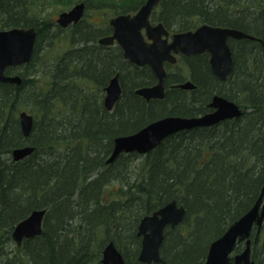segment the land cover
<instances>
[{"label":"trees","instance_id":"16d2710c","mask_svg":"<svg viewBox=\"0 0 264 264\" xmlns=\"http://www.w3.org/2000/svg\"><path fill=\"white\" fill-rule=\"evenodd\" d=\"M79 1L99 9L104 22L85 23L89 30L83 29L84 22L76 25L64 36L73 42L71 48L38 74L34 67L42 41L51 44L64 31L46 7L60 12ZM144 2L0 0V29L38 30L30 65L8 69L22 75V84L0 82V156L10 157L0 165V264H103L102 252L110 241L127 264H146L138 260L139 222L174 199L187 215L181 225L166 229L163 262L151 264H204L212 241L259 199L264 183L263 43L231 39L235 67L226 80L210 71L206 54L181 57L177 71L167 67L166 97L146 101L135 90L156 82L151 68L131 63L119 46L98 44L109 33L110 17L134 13ZM153 18L171 31L208 23L264 40V0H161ZM116 73L123 94L109 111L103 107L104 88ZM188 79L196 89L175 87ZM216 93L238 102L244 114L175 133L147 154L123 153L105 163L116 136L163 115L204 114ZM26 94L35 98V116H40L28 137L16 116ZM26 143L36 150L15 161L13 148ZM118 162L123 171L114 169ZM43 208L42 233L19 246L12 236L15 225ZM245 246L238 244L236 253ZM251 256L264 264V235L252 242Z\"/></svg>","mask_w":264,"mask_h":264},{"label":"water","instance_id":"95a60500","mask_svg":"<svg viewBox=\"0 0 264 264\" xmlns=\"http://www.w3.org/2000/svg\"><path fill=\"white\" fill-rule=\"evenodd\" d=\"M159 2L160 0H146L136 13H121L111 18L112 34L99 40V43L105 45L117 42L126 59L137 66H150L157 82L135 90L136 94L147 101L165 98L167 77L165 62L175 63L177 54L192 55L209 52L213 72L221 79H226L234 68L233 51L228 39L255 38L254 35L238 28L204 23L196 29L173 33L169 41V30L164 24L162 22L152 24L150 21L152 11ZM85 11V2L80 1L71 9L60 12L57 20L61 26L67 27L79 22ZM145 35L151 42L146 40ZM37 39L38 30L34 26L0 29V82L17 85L23 82L20 74H8L7 71L11 67H20L31 62ZM177 86L184 89L196 87L192 80H186ZM105 90L104 104L106 109L111 111L123 92L119 73L110 79ZM210 106L213 110L201 116L168 115L149 122L136 132L118 135L114 139L113 151L107 162H113L123 152L146 154L163 143L166 138L181 130L214 126L243 114L238 103L219 94L214 95ZM19 120L23 134L29 136L34 127V115L23 110L19 114ZM35 149L36 147L32 145L15 147L12 150L13 159L16 161L23 159L31 155ZM186 211L183 205L172 200L142 217L138 226V235L142 237L138 260L146 264L163 261L161 246L165 230L168 226L180 225ZM46 212V208L35 209L17 224L13 238L18 245H21L25 238H32L42 233ZM263 223L264 183L256 203L232 222L224 234L212 241L204 264H258L251 257L252 235L256 229L254 241L259 240ZM243 242L246 243L244 250L235 253L237 245ZM102 262L103 264H127L113 241L103 249Z\"/></svg>","mask_w":264,"mask_h":264},{"label":"rangeland","instance_id":"374dc122","mask_svg":"<svg viewBox=\"0 0 264 264\" xmlns=\"http://www.w3.org/2000/svg\"><path fill=\"white\" fill-rule=\"evenodd\" d=\"M46 7V6H44ZM46 12L50 15V18L53 20L54 18L57 17V13L58 12H55L56 11V7H53V6H47L46 7ZM88 20L89 21H92V22H95V23H102L104 22V14L99 10V9H96L94 7H91L89 8V12H88ZM69 32L66 30L64 31L60 37L56 38L55 39V42H53L52 46L51 45H47V43L45 42V40L42 41L41 43V47H40V50L38 52V62H39V65L36 67H34L35 69L37 68L38 69V74L43 73L46 66H48L49 62L52 61V58L53 57H56V56H59L61 54H63L67 49L71 48L72 45H70V41L65 38L64 36L67 35ZM115 48V46H114ZM46 64V65H44ZM181 64L180 62V59L178 60V62L176 63V66L174 65L173 71H177L178 68L177 66H179ZM183 65V64H182ZM184 66V65H183ZM184 68V67H182ZM29 89L30 91L34 92V88L32 87H29L27 88ZM31 94V93H30ZM30 94H26L25 97H24V101L22 102V105H20L21 107L18 108L17 110V113H16V116L18 117L19 119V114L22 110H27L29 113H31L32 115H34L35 119L39 118L38 115L35 116V113L38 114L39 113V109L34 110V106L35 103H34V100L35 99L34 97H31ZM32 99V100H31ZM40 119V118H39ZM5 157V158H4ZM3 159L2 160L3 162L6 161L8 162L10 160V157L9 155H4ZM25 158L23 159H20V160H24ZM19 161V160H18ZM263 233H261L260 235V239L261 237H263Z\"/></svg>","mask_w":264,"mask_h":264},{"label":"flooded vegetation","instance_id":"af4514ba","mask_svg":"<svg viewBox=\"0 0 264 264\" xmlns=\"http://www.w3.org/2000/svg\"><path fill=\"white\" fill-rule=\"evenodd\" d=\"M146 1V0H145ZM161 1V0H160ZM145 3V2H144ZM143 3V4H144ZM86 4V3H85ZM159 4H160V2H159ZM158 4V5H159ZM157 5V6H158ZM74 6V5H73ZM156 6V7H157ZM155 7V8H156ZM155 8H154V10L152 11V14H151V16H150V21H151V23L152 24H157V23H159V21H156V20H154V18H153V13H154V11H155ZM68 9H70V8H68ZM68 9H66V10H68ZM63 11H65V10H63ZM60 12H62V11H60ZM60 12H58L57 13V17L56 18H54L53 19V21L55 22V23H57L58 25H60V23L58 22V17H59V14H60ZM88 12H89V8H87V5H86V11H85V14H84V16L81 18V20H79V22H77V23H73V24H71V25H69V26H67V27H63V26H61L60 25V27L61 28H63L64 29V31H68L69 33L72 31V29L74 28V27H76V25H78L79 23H81V22H84V24H83V29L84 30H89V28L90 29H92V27H88V26H86V24L87 25H90V24H92L91 22L92 21H89L88 20ZM132 14V13H131ZM117 15H119V14H117ZM117 15H113L112 17H110V19H109V26H110V30H109V33L108 34H105V35H102L101 37H99V39H98V44L99 45H101V46H106V47H114V46H119L118 45V43L117 42H115V43H113V44H111V45H105V44H101V43H99V40H100V38H102V37H104V36H107V35H111L112 34V32H113V27H112V25L110 24V20H111V18H113V17H115V16H117ZM86 23V24H85ZM93 23H95V22H93ZM165 26V25H164ZM166 27V26H165ZM229 27V26H228ZM93 28H94V26H93ZM167 28V27H166ZM168 29V28H167ZM169 30V29H168ZM189 30H191V29H189ZM63 31V32H64ZM184 31H186V30H184ZM62 32V33H63ZM144 32V34H145V31H143ZM175 32H179V31H171V30H169V36H168V39H169V41H171V39H172V36H173V33H175ZM61 33V34H62ZM60 37V36H59ZM164 38L166 37L165 35L163 36ZM56 38H58V37H56ZM55 38V39H56ZM145 38H146V40H148V41H150L151 42V40L150 39H148V37H147V35H145ZM55 39L52 41V43L51 44H49V45H51L52 46V44H53V42H55ZM239 40V39H235V38H229L228 39V43H229V45H230V40ZM244 39H246V38H244ZM260 42H262L263 43V45H264V40H262L261 39V41ZM36 45H37V42H36ZM70 45H73V42L71 41L70 42ZM41 47V46H40ZM40 47H39V50H40ZM120 47V46H119ZM36 49V48H35ZM70 49V48H69ZM122 49V48H121ZM233 51V50H232ZM39 52V51H38ZM64 54V53H63ZM63 54H61V55H63ZM124 54V53H123ZM204 54H206L207 55V57H208V64H209V68H210V71L216 76V77H218L219 79H221L219 76H217L214 72H213V70H212V66H211V62H210V53L209 52H203V53H200V54H192V55H204ZM192 55H185V54H183V53H179V54H177L176 56H177V61L175 62V63H170V62H168V61H166L165 62V67H166V70H167V72H168V68H170V69H173V67H174V65H176V63L178 62V60L179 59H181V57H188V56H192ZM60 56V55H59ZM58 56H56V57H53L52 58V61H55V60H57L56 58H57ZM233 58H234V56H233ZM52 61H50L48 64H50ZM31 63V62H30ZM30 63H28V64H25V65H27V66H29L30 65ZM25 65H24V67H25ZM36 65L38 66L39 65V62H38V57H37V59H36ZM44 65H46V64H44ZM21 67H23V66H21ZM168 67V68H167ZM234 67H235V61H234ZM44 68H46V67H44ZM24 70V69H23ZM233 70H234V68H233ZM28 71H29V67L28 68H26L25 69V71L24 72H26V73H28ZM171 71H173V70H171ZM233 72V71H232ZM120 74V73H119ZM230 76V75H229ZM227 79V78H226ZM226 79H221V80H226ZM188 80H190V79H188ZM156 82H157V80H156ZM155 82V83H156ZM154 83V84H155ZM22 84V83H21ZM20 84V85H21ZM196 85V84H195ZM175 87H178V86H175ZM180 88V87H179ZM197 88V85H196V87L194 88V89H196ZM182 89H184V88H182ZM185 90H193V89H185ZM167 91H168V89H167V86H166V94H167ZM105 94H106V90H105V88H104V97H105ZM216 94H219V93H216ZM216 94H214V95H216ZM138 95V94H137ZM213 95V96H214ZM219 95H222V94H219ZM140 96V95H139ZM222 96H224V95H222ZM225 98H227V99H229L228 97H226V96H224ZM143 98V97H142ZM213 98V97H212ZM103 100H104V98H103ZM212 100V99H211ZM211 100H210V102H209V104L211 103ZM229 100H231V99H229ZM147 101V100H146ZM232 101H234V100H232ZM235 102V101H234ZM236 103H238V102H236ZM239 104V103H238ZM240 105V104H239ZM241 106V105H240ZM211 108V107H210ZM241 108H242V110H243V114H244V109H243V107L241 106ZM213 108H211V110H212ZM210 110V111H211ZM242 114V115H243ZM4 157V156H3ZM5 158V157H4ZM1 161H2V159H1ZM1 161H0V165H1ZM103 263V262H102Z\"/></svg>","mask_w":264,"mask_h":264},{"label":"bare ground","instance_id":"6f19581e","mask_svg":"<svg viewBox=\"0 0 264 264\" xmlns=\"http://www.w3.org/2000/svg\"><path fill=\"white\" fill-rule=\"evenodd\" d=\"M253 40H258V41H261V38L260 37H256L255 36V38L253 39ZM232 74V72L229 74V75H231ZM229 75L226 77V78H228L229 77ZM122 89H123V87H122ZM122 94H123V92H122ZM105 98V97H104ZM120 100V99H119ZM118 100V101H119ZM212 101V100H211ZM236 102V101H235ZM103 107L106 109V107H105V104H104V100H103ZM209 107H211L210 106V104H209ZM212 108V107H211ZM107 110V109H106ZM213 110V109H212ZM211 110V111H212ZM27 111V110H26ZM211 111H208V112H211ZM207 113V112H206ZM168 115H174V114H167V115H163V116H161V117H159V118H162V117H164V116H168ZM201 115H203L202 113H200V114H196V115H192V116H187V117H193V116H201ZM184 116V115H183ZM242 116V115H241ZM241 116H239V117H241ZM158 118V119H159ZM235 118H238V117H235ZM235 118H231V119H235ZM231 119H227V120H231ZM36 120V119H35ZM224 121H226V120H224ZM223 122V121H222ZM147 124H149V123H146L145 125H143L141 128H143L144 126H146ZM220 124V123H219ZM218 125V124H217ZM215 126V125H214ZM207 127H212V126H207ZM140 128V129H141ZM196 128H201V127H194V128H190V129H184V130H181L180 132H187V131H189V130H193V129H196ZM138 131V130H137ZM136 132V131H135ZM133 133V132H132ZM117 137V136H116ZM115 137V138H116ZM114 138V139H115ZM1 144L3 145V141H1ZM30 146L31 144H28V143H26V144H22V145H20V146H17V147H25V146ZM114 147V146H113ZM113 151V150H112ZM123 153H125V152H123ZM123 153H121V154H123ZM130 153H132V152H130ZM149 153V152H148ZM111 154H112V152H111ZM110 154V155H111ZM120 154V155H121ZM125 154H128V153H125ZM147 154V153H146ZM110 155L108 156V158L105 160V163L106 164H112V163H114L115 161H116V159L120 156H118L113 162H107V160L109 159V157H110ZM28 157V156H27ZM27 157H25V158H27ZM1 159H3V157L2 156H0V161H1ZM114 167V169L115 170H119V171H123V169H124V165L122 164V163H119L118 162V164H116V165H114L113 166ZM109 187H110V184H109ZM184 206V205H183ZM185 207V206H184ZM186 208V207H185ZM187 210V209H186ZM46 215V214H45ZM186 215H187V211H186ZM186 215H185V217H186ZM45 218V217H44ZM25 219V218H24ZM184 220H185V218H184ZM184 220H183V222H184ZM44 221V220H43ZM182 222V223H183ZM19 223V222H18ZM17 223V224H18ZM17 224L15 225V227H14V229H13V232H14V230H15V228H16V226H17ZM44 225V224H43ZM12 236H13V233H12ZM14 239V238H13ZM15 241V240H14ZM16 242V241H15ZM51 263H53V262H51ZM50 264V263H49Z\"/></svg>","mask_w":264,"mask_h":264}]
</instances>
